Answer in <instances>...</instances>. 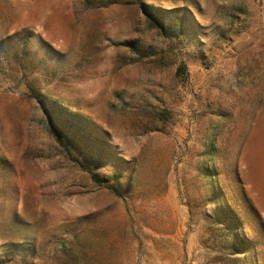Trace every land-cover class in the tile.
<instances>
[{
    "label": "rangeland",
    "instance_id": "rangeland-1",
    "mask_svg": "<svg viewBox=\"0 0 264 264\" xmlns=\"http://www.w3.org/2000/svg\"><path fill=\"white\" fill-rule=\"evenodd\" d=\"M0 264H264V0H0Z\"/></svg>",
    "mask_w": 264,
    "mask_h": 264
},
{
    "label": "trees",
    "instance_id": "trees-1",
    "mask_svg": "<svg viewBox=\"0 0 264 264\" xmlns=\"http://www.w3.org/2000/svg\"><path fill=\"white\" fill-rule=\"evenodd\" d=\"M151 10H154V8H151ZM149 15H150V17L153 19V21H155L157 24H159V23H158V22H159L158 17H155V15H151V14H149ZM92 179H93L94 181H97L96 178L93 177V176H92ZM97 182L99 183V181H97Z\"/></svg>",
    "mask_w": 264,
    "mask_h": 264
}]
</instances>
